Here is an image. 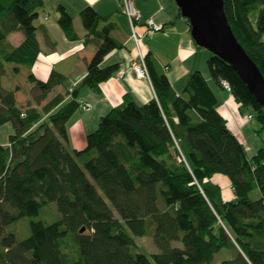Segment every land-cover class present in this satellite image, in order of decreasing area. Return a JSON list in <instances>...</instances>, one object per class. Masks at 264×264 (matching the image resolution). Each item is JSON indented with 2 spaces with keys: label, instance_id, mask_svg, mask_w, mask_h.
<instances>
[{
  "label": "trees",
  "instance_id": "1",
  "mask_svg": "<svg viewBox=\"0 0 264 264\" xmlns=\"http://www.w3.org/2000/svg\"><path fill=\"white\" fill-rule=\"evenodd\" d=\"M223 6L264 79V0H223ZM43 7V0H0V76L6 64L19 72L37 60ZM79 12L84 38L96 49L69 95L65 86L64 94L46 99L66 79L55 70L42 81L27 75L32 105H19V88L0 80V127H14L0 146V264H264V146L247 159L200 71L191 70L176 94L145 53L155 97L137 105L125 96L100 117L82 148L68 147L66 123L79 107L78 90L98 91L119 66L101 63L122 47L109 16L89 6ZM55 13L66 38L77 39L66 9L56 5ZM10 33H20L18 45ZM207 69L218 85L228 81L234 101L251 108L257 133L264 131V109L237 73L214 55ZM217 173L229 178V200L210 178ZM253 188L258 198L250 197ZM50 203L59 220H30L27 236L19 237L16 222ZM145 235L156 253L135 250V237Z\"/></svg>",
  "mask_w": 264,
  "mask_h": 264
},
{
  "label": "crops",
  "instance_id": "2",
  "mask_svg": "<svg viewBox=\"0 0 264 264\" xmlns=\"http://www.w3.org/2000/svg\"><path fill=\"white\" fill-rule=\"evenodd\" d=\"M43 3V11L39 13V20H36L40 60L32 72L34 77L38 76L39 80H46L52 70H55L69 79L68 88L74 86L84 77L86 64L96 49L95 42L85 40V30L80 27L81 22L79 23V11L86 6L93 8L101 16L110 17V20L115 23V28L111 31L112 37L122 45L121 48L111 52L101 63L103 67L119 64L116 73L102 82L99 85L100 89L96 92L88 87L78 90L76 98L79 107L66 123L68 147L77 150L84 146L85 136L95 130L100 117L122 103L125 96H129L135 104L139 105L148 102L155 95L150 81L137 78L130 69L129 63L136 53L134 43L129 37L128 21L121 10V0H43ZM60 4L72 18L73 27L77 26L76 31L74 29L77 34L75 40L71 41L66 38L58 24H55L56 18L54 22L51 21L53 17L50 13H54L56 5ZM134 7L141 13L143 19L150 17L156 24L163 26L162 31H158L144 40L145 43L142 46V52L150 53L155 70L167 76L176 94H181L179 85L184 82L191 70L200 71L211 91L215 93L219 113L226 119L230 131L239 139L240 134L238 133L241 128L237 126L236 122H228L229 118L234 120V112L230 113L231 110L228 112L225 108L232 105L230 107L235 110L231 97L223 92L217 83V88L210 85L214 81L211 80L210 75L207 76L208 71H205L208 54L194 44L190 37L188 21L180 15L174 0H134ZM8 40L12 45H18L22 36L20 33H10ZM65 62L66 65L63 64ZM57 64L61 66H57ZM165 68L167 69L165 70ZM65 91V87L56 86L46 99L49 100L56 94H64ZM16 94L17 92L15 97ZM68 99L65 96L64 100L54 108L62 105ZM21 102V106L27 103L32 105L25 96L21 97ZM86 103L89 104L88 108H84ZM228 185L230 187V183Z\"/></svg>",
  "mask_w": 264,
  "mask_h": 264
},
{
  "label": "rangeland",
  "instance_id": "3",
  "mask_svg": "<svg viewBox=\"0 0 264 264\" xmlns=\"http://www.w3.org/2000/svg\"><path fill=\"white\" fill-rule=\"evenodd\" d=\"M45 15H48L46 12H43ZM52 20L51 21H55V18L57 17V13H50ZM39 19H37L38 21ZM36 21V22H37ZM252 21L254 23L253 17H252ZM80 23V20H79ZM55 24L56 21H55ZM59 26V25H58ZM80 27H83L82 23H80ZM74 29L76 31L77 26L74 25ZM84 29V27H83ZM264 39V37H263ZM143 45V43H141ZM200 50H203L204 52H207L208 57L211 56V53L203 48H201ZM39 58H37V60L33 63V65L30 68H27L25 66H20V70L19 72H15L12 68V64H6L4 69V73L0 76V80H1V84L3 87L5 88H13V87H18L19 91H17L16 94V101H18V104L21 105V97L25 96L27 97V99L33 103V100L31 98V87H32V82H30L27 79V75L31 74L34 70V66H37V64H39V60H40V55L38 56ZM66 65V62L63 63ZM61 66L60 64H57V66ZM204 71V70H203ZM205 71H208L207 69V64L205 66ZM35 72V71H34ZM205 77H207L209 75V71L207 72V76L204 72ZM35 78L39 79L38 76H35ZM48 79V78H46ZM45 80V79H44ZM69 79L66 78L64 85L62 86V88H64L65 86L67 87L69 85ZM184 82H181V90L184 87ZM213 87H218L216 85L215 82H211L210 84ZM220 87V86H219ZM221 89V87H220ZM222 90V89H221ZM223 91V90H222ZM226 92V94H229V96L231 97V102L233 103L234 108H231L230 106L232 105H228L227 111L229 112L231 110L230 113L234 112V120L232 119H228V122H236L237 126H239V140L241 142V144H243L244 149H245V155H247V159H251L252 156L256 153V151L264 146V131H258L259 129V123L255 121V119L253 118L252 120L248 119V115L249 114H253L252 110L250 107H244L242 106L240 103L234 102V99L231 95V93L227 92V91H223ZM228 115V114H227ZM232 115V114H231ZM254 115V114H253ZM14 132V127L13 124L9 123H5L3 125H1L0 127V146L5 145L7 143V138L9 135H12V133ZM212 179V182L217 183L220 190H221V198L224 200H229L230 198H232L234 196L233 191L231 189V187H229V178L226 177L223 174L217 173L214 174L210 177ZM222 179V180H221ZM250 197L252 198H258L259 197V191L257 188H253L250 192ZM60 216L59 213L56 210V207L54 206V204L50 203L48 204L46 207L41 208L39 210V213L37 214V216L33 217V218H28L26 217V219H22L17 223V225L15 226V230L19 231V232H23L20 234L19 237H25L27 236L28 232H29V228H28V224L30 220H40L42 221L44 224H48L51 222H55L57 220H59ZM135 242L136 245H138L139 248H136V251H140L141 253H156L157 248L155 247V245L152 243V239L150 236L145 235L142 237H135Z\"/></svg>",
  "mask_w": 264,
  "mask_h": 264
},
{
  "label": "water",
  "instance_id": "4",
  "mask_svg": "<svg viewBox=\"0 0 264 264\" xmlns=\"http://www.w3.org/2000/svg\"><path fill=\"white\" fill-rule=\"evenodd\" d=\"M188 20L190 37L227 63L243 81L254 100L264 109V79L260 70L235 38L224 14L223 0H174ZM83 230V229H81Z\"/></svg>",
  "mask_w": 264,
  "mask_h": 264
},
{
  "label": "built area",
  "instance_id": "5",
  "mask_svg": "<svg viewBox=\"0 0 264 264\" xmlns=\"http://www.w3.org/2000/svg\"><path fill=\"white\" fill-rule=\"evenodd\" d=\"M121 10L128 21L130 39L134 43L135 57L130 61V69L133 74L138 78H144L149 81V73H147L146 63H144V55L142 52V46L144 45V40L150 38L153 34L158 31H162L163 26L161 24H156L150 17L146 19L142 18L141 13L134 7V0H121ZM143 43V45L141 44ZM167 68H165L166 70ZM119 76L120 73H118ZM219 86L223 91L232 93L231 86L226 80H220ZM68 95L72 92V87H68ZM89 104H85L84 108H88ZM23 115V113H22ZM21 115V116H22ZM254 118L253 114L248 115V119L252 120ZM180 159L184 162V157L180 156Z\"/></svg>",
  "mask_w": 264,
  "mask_h": 264
}]
</instances>
